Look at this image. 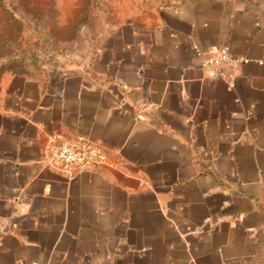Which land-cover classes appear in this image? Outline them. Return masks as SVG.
<instances>
[{"label": "crops", "instance_id": "1", "mask_svg": "<svg viewBox=\"0 0 264 264\" xmlns=\"http://www.w3.org/2000/svg\"><path fill=\"white\" fill-rule=\"evenodd\" d=\"M192 45L244 61L227 81ZM91 49L0 72V264H264V0L161 4ZM53 134L106 162L47 167Z\"/></svg>", "mask_w": 264, "mask_h": 264}, {"label": "rangeland", "instance_id": "2", "mask_svg": "<svg viewBox=\"0 0 264 264\" xmlns=\"http://www.w3.org/2000/svg\"><path fill=\"white\" fill-rule=\"evenodd\" d=\"M177 0H0V72L51 73L85 65L121 19Z\"/></svg>", "mask_w": 264, "mask_h": 264}, {"label": "built area", "instance_id": "3", "mask_svg": "<svg viewBox=\"0 0 264 264\" xmlns=\"http://www.w3.org/2000/svg\"><path fill=\"white\" fill-rule=\"evenodd\" d=\"M193 52L200 57L203 69L214 71L218 77L232 81L244 59L230 54L226 47L213 51H202L192 45ZM43 162L47 167L67 174L90 171L106 162L103 147L83 137L64 138L53 134L43 147Z\"/></svg>", "mask_w": 264, "mask_h": 264}]
</instances>
